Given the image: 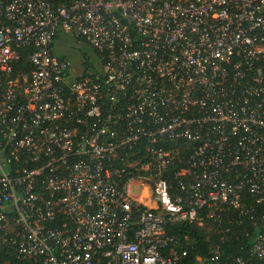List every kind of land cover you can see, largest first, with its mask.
<instances>
[{
	"label": "built area",
	"instance_id": "1",
	"mask_svg": "<svg viewBox=\"0 0 264 264\" xmlns=\"http://www.w3.org/2000/svg\"><path fill=\"white\" fill-rule=\"evenodd\" d=\"M0 264H264V0H0Z\"/></svg>",
	"mask_w": 264,
	"mask_h": 264
},
{
	"label": "trees",
	"instance_id": "2",
	"mask_svg": "<svg viewBox=\"0 0 264 264\" xmlns=\"http://www.w3.org/2000/svg\"><path fill=\"white\" fill-rule=\"evenodd\" d=\"M83 65L85 67L89 66V59L86 56H83ZM169 233L179 235L188 234L190 239H192L196 245V254H204L206 255L208 252V248L211 244L209 240L206 239V230L204 227H200L197 224H187V225H171L169 229ZM244 244H247L245 239H240L238 241L229 240L224 246V252L226 254H232V256H236L241 253L240 247Z\"/></svg>",
	"mask_w": 264,
	"mask_h": 264
},
{
	"label": "rangeland",
	"instance_id": "3",
	"mask_svg": "<svg viewBox=\"0 0 264 264\" xmlns=\"http://www.w3.org/2000/svg\"><path fill=\"white\" fill-rule=\"evenodd\" d=\"M53 51L55 56L69 60L76 71L82 66L83 56L93 58V50L87 43L78 42L62 32L54 40Z\"/></svg>",
	"mask_w": 264,
	"mask_h": 264
}]
</instances>
